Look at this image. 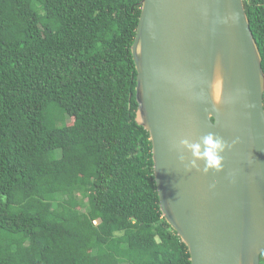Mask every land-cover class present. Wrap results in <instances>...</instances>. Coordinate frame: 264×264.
<instances>
[{"label":"trees","instance_id":"trees-1","mask_svg":"<svg viewBox=\"0 0 264 264\" xmlns=\"http://www.w3.org/2000/svg\"><path fill=\"white\" fill-rule=\"evenodd\" d=\"M141 3L0 0V264H191L137 122Z\"/></svg>","mask_w":264,"mask_h":264},{"label":"water","instance_id":"water-1","mask_svg":"<svg viewBox=\"0 0 264 264\" xmlns=\"http://www.w3.org/2000/svg\"><path fill=\"white\" fill-rule=\"evenodd\" d=\"M141 4L137 122L150 134L162 214L191 264H261L264 70L244 0ZM210 132L241 141L224 172L185 171L172 145Z\"/></svg>","mask_w":264,"mask_h":264},{"label":"clouds","instance_id":"clouds-1","mask_svg":"<svg viewBox=\"0 0 264 264\" xmlns=\"http://www.w3.org/2000/svg\"><path fill=\"white\" fill-rule=\"evenodd\" d=\"M240 142L238 137L228 141L223 136L210 132L198 140L180 138L172 147L178 152V159L185 171L195 170L208 175L224 172L225 153L231 151Z\"/></svg>","mask_w":264,"mask_h":264}]
</instances>
